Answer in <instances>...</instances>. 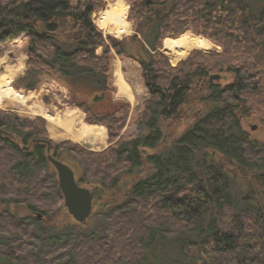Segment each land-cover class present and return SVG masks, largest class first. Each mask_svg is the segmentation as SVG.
<instances>
[{
	"label": "trees",
	"instance_id": "1",
	"mask_svg": "<svg viewBox=\"0 0 264 264\" xmlns=\"http://www.w3.org/2000/svg\"><path fill=\"white\" fill-rule=\"evenodd\" d=\"M106 4V0H0V43L22 35L28 38V69L17 87L36 89L44 74L69 86H89L96 92L91 102L75 103L86 111V121L107 126L111 142L101 151L70 140L56 142L49 137L44 117L0 109V165L6 168L2 169L6 183L0 188L25 198L11 196L0 199V204L25 203L29 210L45 213L32 201L44 199L40 187L47 184L40 170L50 161L49 146L59 159L73 155L83 170L79 183L99 182L96 187L106 193L121 189V175L134 173L145 163H151L154 172L134 181L122 198L109 201L93 233L73 229L64 235H42L36 230L38 219L24 220L10 213L11 226H7L2 222L6 215L0 213V260L153 264V251L161 248L172 251L170 264L173 260L175 264H192L191 260L264 264V142L252 140L241 125L242 118L251 114L264 117V4L256 12L252 7L261 2L254 0H152L149 4L131 0L129 14L138 26L123 38L104 34L95 22V13ZM188 28L222 51L206 57L194 51L200 59L193 61L191 55L180 66H172L162 51V40ZM181 38L185 44L174 52L176 58L191 47L211 45L200 36ZM132 43L137 46L134 50ZM114 52L148 66L143 70L148 96L136 119L139 131L128 138L121 132L130 104L110 102ZM213 74H220V79H212ZM227 75L231 78L222 83ZM107 104L112 107L107 109ZM189 105L198 106L200 114L172 148L146 152L144 147L164 143L166 123L178 124ZM209 148L220 152L226 163L219 161L206 170L205 161L215 155H208ZM201 151L204 155L198 162ZM224 166H230V173ZM231 177L244 186V206L228 191ZM50 186L54 196L64 201L56 178ZM202 253L207 257L203 261Z\"/></svg>",
	"mask_w": 264,
	"mask_h": 264
},
{
	"label": "rangeland",
	"instance_id": "2",
	"mask_svg": "<svg viewBox=\"0 0 264 264\" xmlns=\"http://www.w3.org/2000/svg\"><path fill=\"white\" fill-rule=\"evenodd\" d=\"M109 1L111 3L108 6L106 4L105 8H103L102 10L109 9L110 5H114V2H116V0H109ZM123 1H124V3L126 2V4H127L128 9H127L126 19L129 21V25H130L129 27H132V29H131V32L128 33L127 35L125 34L126 31L124 33L122 32V33L118 34V33H116V31L118 30V28L121 25L119 23H117L116 21H110L108 23V25H109L108 29H110V31L107 33L112 34V35H116L118 38L129 37L133 33L136 32L137 22L135 19L130 17V14H129L130 6H131V0H123ZM247 1L250 2L251 0H247ZM254 1L256 3H259V4L261 2V5L259 7H252L254 11L258 12L259 9L263 6L264 1L263 0H254ZM100 11L96 12L94 15L96 17V19L99 16V22L101 19L100 17L103 13V12L100 13ZM124 12L125 11H123V13ZM100 24H101V26H105V25H102L101 22H100ZM137 26H138V24H137ZM105 27H107V26H105ZM99 28H101V27L99 26ZM101 29L104 30V27H102ZM183 34L188 35L190 37H197V36L203 37V38L207 39L211 43V45L207 49L200 48V47H191L189 50L182 52L179 55V57L176 58V57H174L175 56L174 52L179 51L184 46V44H185L184 41H183L182 46L179 49L173 50L172 52H170L169 50H167L165 48L164 41L166 38H181V36H183ZM129 46L133 50L137 48V46L133 45V43L129 44ZM162 51L167 55L170 64L172 66L177 67V66H180L182 62L188 60L191 55L193 57V61H195L196 59H200L199 57H196L195 54L193 56L194 51L197 52L196 54L198 56H200V54L203 53V55L206 57L209 55V53L222 51V47L217 45L214 41H212L208 37H206L202 34H198L194 30H192L191 28H188V29L184 30L177 37H172V36L164 37L162 40ZM20 52L21 53L23 52L22 53V55H23L22 59H20V56H19ZM28 59H29L28 38L25 37L24 35H22L16 39H12V40H8L6 42L0 43V75L3 74V77H1V81H0V86H2V84H4L5 82L8 81L9 87L11 89L16 90V91H19L18 93H20L22 91L21 89H26L24 87H17V83H18L19 77H21L26 72V70L28 69ZM140 67L143 68L141 62H140ZM143 70H144V68H143ZM42 77H43L42 79H48V80L55 78L49 74H44ZM230 78H231V76L227 75L221 81H222V83H225L226 80H228ZM75 85H77V84H75ZM26 90H28V89H26ZM17 96H19V94ZM17 96H11L10 98H7L5 96L6 99L5 100L3 99L2 101H0V109L4 110V111H10V112L18 113L16 111L14 103H12V100H14ZM140 111L134 112L133 115L131 116V118L129 119L128 124L125 123V126L122 129L124 137H126V138L132 137L138 133L139 130H138V127L136 124V119H137ZM184 114H185V118L180 120L178 122V124H176V123L170 124V122L166 123L167 127L165 128V133H164V138H163L164 143L162 145H160L156 148H152V149L148 148V147H144V150L146 152H150V153H158V152H165V150H167V149L168 150L171 149L173 146L174 140L177 137L181 136V134H183L186 131V129L190 126V124L200 114L199 107L198 106L192 107L189 105L184 109ZM19 115L23 116L21 114H19ZM33 116H40V115H33ZM241 125H242V128L247 132V134L249 135V137L252 140H256V141H259L261 143L264 142V117H259L256 114H251L249 116L242 118ZM253 126H255V128H253ZM207 152H208V155L212 154V153H215V155H212L213 157L208 156L209 159H208L207 163L205 161L206 170L211 168V167L213 168L214 167L213 165H215V164L217 165V163L219 161H223L224 164L226 163L225 159L223 158V155L220 152L212 150L211 148H209L207 150ZM49 153H51L53 155V151L51 148H50V150L49 149L47 150V156ZM203 155H204V152H202V151L197 154L198 162H200ZM60 159H62L65 163L69 164L74 169L77 180H79V178L82 177L83 170L79 166L78 162L73 157V155L65 154ZM0 167H1L0 185H2V183H6V181L2 177V174H3L2 169H4L6 171V168H4V166H1V165H0ZM224 167H223V169H224ZM229 168H230V166H229ZM229 168L225 167V171L227 173H230V171H228ZM153 169L154 168H153V165L151 163H145L142 166L136 167L134 173L121 175L119 186H121L122 188L121 189L119 188L118 191H115L114 193H111V191H109V192H107L105 194H101L97 198H95L93 211H92L93 215H91L90 218L85 223H80L70 214L67 207L65 206L64 201L62 199H57L54 196V191H51L52 188L50 185L53 184L55 178L58 180V174H57V170H56L55 166L52 164V162L48 161L46 166L41 167V170H40L42 180L45 181V183L47 184L46 185L47 187H40L41 192L44 193L43 194L44 199L40 200V198H38L37 201H32V203H35L42 210H44L45 213L43 214L41 211L33 212V211L28 209V207L25 203H20V204L9 203L6 205L0 204V213H2L3 215H6L4 217L5 219H3L2 222L4 225L11 226L9 224H11L10 213H12V214H14V216H17V218L24 219V220L25 219L26 220L38 219L39 222L36 224V230L38 231V233H40V234L42 233V235H47L49 232L51 234H54V235H56V234L64 235L65 233L69 234L70 232L73 231V229H75V230L79 229L81 231L85 230V231H89V232L93 233L97 229L95 222L99 218L100 219L103 218V212L107 209V205H108L109 201H112V200L118 199V198H122L123 192L130 189L132 184L134 183V181H136L139 178H143V179L149 178V176H151L154 172ZM86 181L87 180L80 182L81 185L86 186L88 188H93V187H96L97 185H100L99 182L97 183V182L93 181L91 183H88ZM86 183H88V184H86ZM228 191L233 196L232 197L233 200L240 207L244 206L246 204L245 200L243 199L244 186L241 184L239 179H235L234 177L230 178V181L228 184ZM14 194L5 193V191L0 188V199L10 198L11 196H14L16 198L18 197L19 200L25 199V198H22L18 195H14ZM39 214H41V217H39ZM42 235H41V237H42ZM153 252L155 254H154V257L150 261L151 263H153V264H170L169 261L172 257V251L171 250L160 248V249H156ZM205 258H207V257L205 256L204 253H202L200 255V260L203 261ZM174 262H175V260H173L171 262V264H175ZM196 262H197V260H196ZM191 263L194 264V260H191ZM0 264H13V263L9 262L8 260H0ZM184 264H188V263L184 262ZM195 264H201V263L197 262Z\"/></svg>",
	"mask_w": 264,
	"mask_h": 264
},
{
	"label": "crops",
	"instance_id": "3",
	"mask_svg": "<svg viewBox=\"0 0 264 264\" xmlns=\"http://www.w3.org/2000/svg\"><path fill=\"white\" fill-rule=\"evenodd\" d=\"M122 1L116 0L114 5L110 6H115V11H118V4ZM106 2L107 6L111 3L109 0ZM127 9L126 6L124 13V18L128 22L126 35L132 29L126 19ZM104 11L101 9L100 13ZM94 19L101 28L104 27V34H108L110 30L101 26L99 16ZM110 86L113 87L110 102L124 101L130 104V113L126 120L128 124L133 113L143 108V102L148 96L143 79V68L140 67L139 60L114 52ZM21 90L19 96L12 100L16 111L23 116L40 115L44 117L47 121L49 137L52 140L56 142L70 140L94 151H101L110 145L107 126L103 123L86 121V111L75 103L91 102L96 92L89 86L81 83L69 86L61 79L52 78L51 80L42 79L36 89ZM121 134L123 135V130Z\"/></svg>",
	"mask_w": 264,
	"mask_h": 264
},
{
	"label": "water",
	"instance_id": "4",
	"mask_svg": "<svg viewBox=\"0 0 264 264\" xmlns=\"http://www.w3.org/2000/svg\"><path fill=\"white\" fill-rule=\"evenodd\" d=\"M152 0H147L151 3ZM144 69L148 68L147 63L142 61ZM212 79H219L220 74L211 75ZM255 128V126H253ZM50 146L48 149L50 150ZM48 159L55 166L58 174L59 187L64 196V203L70 214L80 223H85L92 215L96 195L100 193L98 189H90L81 185L75 175L74 169L61 159L48 154ZM41 217V214H39Z\"/></svg>",
	"mask_w": 264,
	"mask_h": 264
},
{
	"label": "bare ground",
	"instance_id": "5",
	"mask_svg": "<svg viewBox=\"0 0 264 264\" xmlns=\"http://www.w3.org/2000/svg\"><path fill=\"white\" fill-rule=\"evenodd\" d=\"M126 6L127 5L122 1L118 4V8H119L118 11H115V6H113V7L110 6L109 9H106L100 17L101 18L100 22L102 23V25H105L108 28L109 27L108 23L110 21H116L117 23H119L121 25L118 28V30L116 31V33L119 34V33H122V32L124 33L125 31H127L128 30V23L126 22V20L124 18L125 12L123 13V11H125ZM183 41L184 40L182 38H166L164 41L165 48L167 50H169L170 52H172L173 50L179 49L182 46ZM18 92L19 91L11 89L9 87V82L7 81L4 84H2V86H0V101H2L3 99L5 100L6 99L5 96L7 98H10L11 96H17L19 94ZM81 132H83V131H81Z\"/></svg>",
	"mask_w": 264,
	"mask_h": 264
},
{
	"label": "flooded vegetation",
	"instance_id": "6",
	"mask_svg": "<svg viewBox=\"0 0 264 264\" xmlns=\"http://www.w3.org/2000/svg\"><path fill=\"white\" fill-rule=\"evenodd\" d=\"M104 105H105V104H104ZM104 105L101 106V108H103ZM111 107H112V106H111L110 104H107V105H106V108H107V109H109V108H111ZM90 189H92V190H93V189H98V190L100 191V193L96 195V198H97L99 195L106 193L105 190L100 189V188H98V187H93V188H90Z\"/></svg>",
	"mask_w": 264,
	"mask_h": 264
}]
</instances>
